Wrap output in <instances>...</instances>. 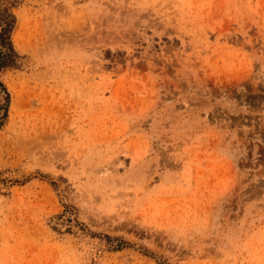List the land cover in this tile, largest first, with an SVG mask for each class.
<instances>
[{
	"label": "rangeland",
	"instance_id": "1",
	"mask_svg": "<svg viewBox=\"0 0 264 264\" xmlns=\"http://www.w3.org/2000/svg\"><path fill=\"white\" fill-rule=\"evenodd\" d=\"M11 10L0 264H264V0Z\"/></svg>",
	"mask_w": 264,
	"mask_h": 264
},
{
	"label": "trees",
	"instance_id": "2",
	"mask_svg": "<svg viewBox=\"0 0 264 264\" xmlns=\"http://www.w3.org/2000/svg\"><path fill=\"white\" fill-rule=\"evenodd\" d=\"M4 3L3 6L0 5V69L12 64L10 35L15 25V16L11 8L16 0H4Z\"/></svg>",
	"mask_w": 264,
	"mask_h": 264
}]
</instances>
